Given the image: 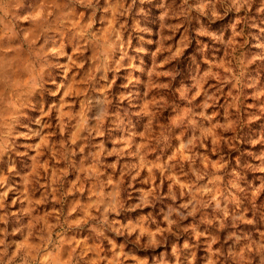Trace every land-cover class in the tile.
<instances>
[{
  "label": "rangeland",
  "instance_id": "obj_1",
  "mask_svg": "<svg viewBox=\"0 0 264 264\" xmlns=\"http://www.w3.org/2000/svg\"><path fill=\"white\" fill-rule=\"evenodd\" d=\"M0 264H264V0H0Z\"/></svg>",
  "mask_w": 264,
  "mask_h": 264
}]
</instances>
